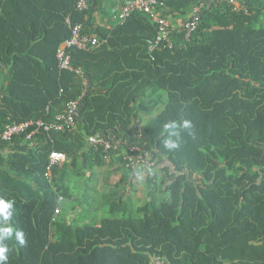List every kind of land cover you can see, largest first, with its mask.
I'll return each instance as SVG.
<instances>
[{
    "label": "trees",
    "instance_id": "obj_1",
    "mask_svg": "<svg viewBox=\"0 0 264 264\" xmlns=\"http://www.w3.org/2000/svg\"><path fill=\"white\" fill-rule=\"evenodd\" d=\"M79 1L0 0V66L11 73L0 130L49 124L81 98L74 131L0 142L7 264H264V0H238L237 9L227 0H168L160 16L173 28L169 48L148 15L107 29L94 17L106 0H88L83 11ZM195 8L199 23L185 40L176 21ZM67 19L100 44L67 50L71 70H60ZM124 133L155 161L143 201L128 194L136 175L122 161L125 146L105 153L88 143ZM53 151L67 160L47 179ZM105 165L118 166L119 183L94 199L77 196L92 191ZM95 211L103 215L90 222Z\"/></svg>",
    "mask_w": 264,
    "mask_h": 264
},
{
    "label": "built area",
    "instance_id": "obj_2",
    "mask_svg": "<svg viewBox=\"0 0 264 264\" xmlns=\"http://www.w3.org/2000/svg\"><path fill=\"white\" fill-rule=\"evenodd\" d=\"M168 0H123L122 5L119 7L115 14V20L118 24H123L133 13L141 12L149 16L152 24L156 28L158 34V41L166 44V47L172 46L171 35L173 28L170 25L168 18L160 16V12L165 10V6ZM228 4L235 9L239 8L238 0H227ZM88 7V0H80L77 3V9L79 11L86 10ZM199 8H195L193 13L187 17L186 20L178 19L176 21L177 28L180 32H184L185 40H189L194 30L199 23ZM70 26L69 19L66 20ZM71 38L66 40L59 50L57 51L56 58L58 60V67L60 70H71L70 56L67 54V50L76 48L78 50L95 49L99 46L100 41L98 37L90 38L87 35H82V26L76 24L70 26ZM151 50L153 47L150 48ZM81 98L77 101L70 102L66 105L65 110L58 114L53 122L45 124L41 120L37 121H25L22 123L6 124L2 130H0V142H10L14 137L24 136L25 141L32 142L39 131L49 133L54 132H72L76 128L75 118L78 112V106ZM118 138L116 135L111 136H94L88 138V143L95 149H102L103 152H109L110 150L119 149L121 146H125L122 153V161L126 169L133 171L137 176L142 172L155 167V161L149 151H144L139 145H135L132 142L130 134L120 135ZM137 138H140V130L137 132ZM66 156L62 153L55 151L51 152L48 157V165L46 168L45 177L47 179L51 176V170L54 166L66 162ZM61 200V198H60ZM60 213L59 207L55 208L54 214ZM149 264H164L159 259H152Z\"/></svg>",
    "mask_w": 264,
    "mask_h": 264
},
{
    "label": "crops",
    "instance_id": "obj_3",
    "mask_svg": "<svg viewBox=\"0 0 264 264\" xmlns=\"http://www.w3.org/2000/svg\"><path fill=\"white\" fill-rule=\"evenodd\" d=\"M118 1L119 0H106L105 1V3L103 4V6H102V8H101V11L100 12H96L95 14H94V17H95V20H96V23L98 24V25H101V26H104V27H106L107 29L112 25V22H114L115 23V19L113 18V16L112 15H110V16H107V15H102V16H100L103 12H104V7H105V4H108V9H109V11H110V14H113L114 13V11L116 10V5H117V3H118ZM202 2V4H203V2H205V0H202L201 1ZM201 4V5H202ZM112 18V19H111ZM111 19V20H110ZM10 70H9V68H7V67H2V66H0V90L3 88V87H5V85L7 84V82L9 81V77H10ZM124 134H127V133H124ZM124 134H122V135H124ZM27 142V141H26ZM30 143H32V142H30ZM12 148V146L9 148V149H11ZM9 151V150H8ZM6 153H8V152H6ZM151 154V153H150ZM152 156V155H151ZM109 168L108 169H110V171H108L107 172V174H110L111 176H112V183H113V185L111 186V187H109L108 189H106V191H102V192H97V187H98V183H97V181H96V179H97V177L98 176H96V174L99 172V169L97 170V171H95L94 173H95V180L94 181H92L93 183H92V185H91V187H90V189L92 190L91 192H93V193H95L96 194V192H97V195H102L103 193H105V192H107L109 189H113V187L117 184V183H119V181H120V178H121V174L118 172V166L117 165H114V166H112V167H110V166H108ZM98 175V174H97ZM136 180H138V178H137V176H136V178H134V179H132V181H131V183L134 185L135 184V181ZM96 181V182H95ZM97 183V187H95L94 188V185ZM134 188H132L131 190H133ZM131 190H129V192H128V194L129 195H131L132 196V194H131ZM133 192H134V190H133ZM127 196V195H126ZM136 200L137 201H139L140 200V198H136ZM62 210V209H61ZM100 210V209H99ZM95 213H97L96 214V217H98V219L99 218H101V216H102V211H98V212H96L95 211ZM89 217V219L88 220H90V222H91V220H93L94 218H95V215L94 216H88Z\"/></svg>",
    "mask_w": 264,
    "mask_h": 264
},
{
    "label": "rangeland",
    "instance_id": "obj_4",
    "mask_svg": "<svg viewBox=\"0 0 264 264\" xmlns=\"http://www.w3.org/2000/svg\"><path fill=\"white\" fill-rule=\"evenodd\" d=\"M105 9H104V12L100 15V16H102V15H107V16H110V15H112L113 16V14H110V11H109V7H108V4H105V7H104ZM113 18H114V16H113ZM112 19V18H111ZM110 19V20H111ZM115 23L114 22H112V25H114ZM109 167L107 166V165H105L104 167H102V168H100L99 169V172L96 174V176H98L97 177V179H96V181H97V183L99 184L98 185V187H97V183L94 185V188L95 187H97V192H102V191H106V189H108L109 187H111L112 185H113V183H112V176L110 175V174H107V172L108 171H110V169H108ZM147 171V170H146ZM146 171L145 172H143V173H141V174H139V175H137V178H138V180H136L135 181V184H134V186L135 187H133L134 189V192H133V190H131L130 192H131V194H132V196H133V199H135L136 200V198H140V200L139 201H143L144 199H145V190H144V188H145V186H144V176H145V174H146ZM95 181V182H96ZM92 183L93 182H91L90 183V186L92 185ZM78 193H80V194H78L77 196H80L81 194H85V196L87 197V196H90L91 197V199H94V197L95 196H93V195H96L95 193H93V192H85V189H82L81 190V192H78ZM96 197H99L98 195H96ZM140 203V202H139ZM59 209H61V208H59ZM61 211V210H60ZM61 213V212H60ZM103 215V214H102ZM102 217V216H101ZM95 218L96 219H98V217H96L95 216Z\"/></svg>",
    "mask_w": 264,
    "mask_h": 264
},
{
    "label": "clouds",
    "instance_id": "obj_5",
    "mask_svg": "<svg viewBox=\"0 0 264 264\" xmlns=\"http://www.w3.org/2000/svg\"><path fill=\"white\" fill-rule=\"evenodd\" d=\"M189 124L187 121L184 122V127H188ZM167 127V125H165ZM166 147L169 149H174L177 147L176 144L172 142H166ZM10 207V202L6 203L4 201H0V215L4 216V219H7V209ZM5 231L11 232V229H5ZM15 239L19 242V244L23 245L25 243L24 236L22 232H16L15 233ZM9 249L5 245H0V264H7L8 260V253Z\"/></svg>",
    "mask_w": 264,
    "mask_h": 264
}]
</instances>
